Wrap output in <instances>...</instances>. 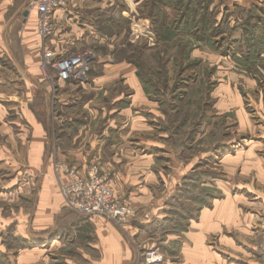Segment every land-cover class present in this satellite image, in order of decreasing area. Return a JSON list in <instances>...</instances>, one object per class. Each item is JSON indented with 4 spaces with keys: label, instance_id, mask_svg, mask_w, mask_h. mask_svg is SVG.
I'll use <instances>...</instances> for the list:
<instances>
[{
    "label": "rangeland",
    "instance_id": "374dc122",
    "mask_svg": "<svg viewBox=\"0 0 264 264\" xmlns=\"http://www.w3.org/2000/svg\"><path fill=\"white\" fill-rule=\"evenodd\" d=\"M126 3L130 8L123 0L116 1L118 9L124 8L128 14L124 23L103 27L112 41L79 49L88 50L93 57L87 81L97 71L91 67L98 68L100 63L124 64L133 71L148 102L147 106L135 109L138 114L131 111L130 117L141 120L140 125L133 124L134 130L128 127L120 133H74L65 125L61 129L68 133H61L58 127L61 117L68 113L83 121L88 119L87 112L81 105L61 111L58 101L62 82L54 78L45 80L41 75L45 52L42 43L39 67L31 70L20 55L18 38L22 25L18 20L12 27L10 54L0 49V264H9L7 253H11L16 264L22 250L38 248V241L27 242L19 233L24 227L27 232L35 230L37 237L39 227L47 225H42L43 221L38 223L35 214L46 177L53 178L62 207L52 228L45 232L58 236L59 246L51 250L46 245L43 258L47 264H64L68 258L83 264L86 251L94 262L100 255L85 249L84 242H91L92 238L88 241L86 234L81 237L73 234L75 227L88 228L91 223L78 220L80 217L64 207L61 196V184L69 182L70 170L96 167L106 178L108 187L131 214L120 225L105 221L121 231L135 250L136 240L125 233L128 225L148 226L157 206L170 210L168 217L161 220L163 230L184 227L200 207L218 196L212 183L224 178L216 166L222 153L228 150L232 155L249 140L254 141L259 133L264 134V0H190V3L127 0ZM191 7L196 8L197 23L206 19L204 40L202 25L196 22L187 24V29L176 30L187 18L183 17L184 12L188 14ZM11 12L15 11L8 10L0 20V36L3 32L4 38L9 36ZM215 29L218 33L212 36ZM244 30L252 40L244 38ZM78 93L85 101L92 96L90 90ZM131 93L127 86L109 87L107 96L98 95L91 104L105 110L127 109ZM117 94H123L122 100L111 104ZM119 119L126 121L129 114ZM87 141L94 143L93 149ZM97 141L103 147L100 159L96 157ZM259 142L263 147L264 139ZM132 151L145 158L150 154L153 166L143 178L123 182L124 170L115 167L118 160L113 161L112 157L123 152L126 158L120 161L128 165L134 162ZM112 166L109 171L103 168ZM114 173L121 181L117 189L110 184ZM263 224L264 219L258 224V233ZM80 247L85 250L82 256L74 253ZM151 249L164 258L162 249L141 248L135 251L132 264Z\"/></svg>",
    "mask_w": 264,
    "mask_h": 264
},
{
    "label": "crops",
    "instance_id": "0c3cea01",
    "mask_svg": "<svg viewBox=\"0 0 264 264\" xmlns=\"http://www.w3.org/2000/svg\"><path fill=\"white\" fill-rule=\"evenodd\" d=\"M29 1L0 0V20L8 10L15 11L10 13L9 36L4 38L2 37L3 32H1L0 49L8 53L9 47L13 43L11 40L12 27L19 20L18 23L22 25L18 38L20 55L27 67L34 70L35 67H39L42 52L40 51V40L36 34V12L26 10ZM116 1L68 0L65 7L56 12L55 21L58 25V31L56 36L48 42L47 50L61 54L72 52L81 47L99 46L109 42L112 38H110L109 33L104 32L106 28L103 29V27L105 25L119 26V24L124 23L126 15L128 16L124 8L118 9ZM123 1L127 8H130V5L126 3L127 0ZM112 35L116 34L113 33ZM10 52L12 55L14 54L12 50ZM97 66L99 70L95 66L91 67L92 70L97 71L96 74L92 72L89 81L85 80L82 83L62 82L59 84L58 105L61 111H67L72 106L81 105V109L87 112L88 118L82 121L78 117L66 113L65 116L61 117L58 124L60 132L65 125L75 130L74 133H120L121 131L125 132L128 127H132L134 130L133 124L140 125V118L133 117V115L130 117V113L133 111V114H138L135 109L147 106L148 102L133 71L124 64L105 65L100 63ZM118 80H121V83ZM119 85L123 88L127 86L132 90L131 102L127 109L115 111L112 108V110H105L103 107L91 104L98 95L101 98L107 96L109 87L114 89ZM89 90L92 92V96L85 101L80 96L81 92L78 93V91ZM122 98L123 94H117L111 104L115 105ZM128 114L129 119L126 121L119 119V117ZM64 132L68 133L64 130L61 133ZM259 134L254 138V141L249 140L245 147L236 149L232 155L228 150L222 153L216 166L218 167L217 172L222 173L224 178L214 179L212 183V187L218 192V196L212 198L207 206L200 207L195 216L186 221L184 227L171 226L170 229L163 230L164 226L161 224V220L168 217L170 210L166 206V208L159 207V209L156 206L154 215L151 217L152 221L148 222V226H137V224L127 226L128 231L125 233H130L138 245L133 250L124 234L104 219L77 218L78 220L83 219V222L89 221L91 224L88 228L75 227L73 234H79V237L86 234L88 241L92 238L91 242L84 241L85 249L90 252L96 251L100 256L93 262V259L87 256L86 251L81 247L75 249L74 253L82 256V250L85 251L84 256H82L83 264H132L137 249L157 247L165 253L164 261L161 264H258L256 254L258 224L264 219V156L261 155L264 153V146L262 147L261 142H259L262 138L264 139V134ZM256 135L257 133H255ZM87 142L93 149L94 145L92 144L94 143ZM95 144L96 157L100 159L103 147L98 141ZM122 148L129 151L127 147ZM134 154L132 151L134 162L128 163V165L120 161L122 157L126 156L125 153L122 152L121 155H118L116 152L113 154L112 160H118L115 162V167H121L124 170L121 177L123 182L128 180L132 183L135 178H143L153 166V157L150 154L146 158ZM138 160H140V164H138ZM103 168L107 171L109 168L113 170V166L112 168ZM85 171V168L78 170L81 174ZM112 176L110 184L117 189L121 181H119L117 173L112 174ZM56 190L52 177H46L42 181L41 197L35 214L38 223L43 221L42 225L45 223L47 225L39 227L41 228L40 235L37 237L34 236L35 230L27 232L24 227H21L19 235L27 242L35 243L38 241L39 246H37L38 248L22 250L17 256L16 264H47L43 258L45 246L48 245L51 250L59 246L58 240L60 238L58 236L45 233L52 228L55 216L62 207L61 199ZM161 233H165V236H159ZM36 249L37 251H35ZM7 254H9L6 256L7 263L14 264L11 253ZM19 258H21V262L18 261ZM68 259L70 260L63 261L64 264H80L74 259Z\"/></svg>",
    "mask_w": 264,
    "mask_h": 264
},
{
    "label": "built area",
    "instance_id": "2783aa9c",
    "mask_svg": "<svg viewBox=\"0 0 264 264\" xmlns=\"http://www.w3.org/2000/svg\"><path fill=\"white\" fill-rule=\"evenodd\" d=\"M68 0H31L28 9L36 12V34L45 50L40 66L45 80L82 83L86 80L93 57L88 50L75 49L72 52L55 54L47 50V44L57 34L56 12L63 9ZM69 182L61 184L64 207L76 216L91 220L101 218L116 224L125 222L131 212L120 203L108 187L106 178L96 167L87 169L83 174L76 170L68 173ZM256 251L259 264H264V224L259 232ZM163 255L154 249L141 254L136 264H161Z\"/></svg>",
    "mask_w": 264,
    "mask_h": 264
},
{
    "label": "trees",
    "instance_id": "16d2710c",
    "mask_svg": "<svg viewBox=\"0 0 264 264\" xmlns=\"http://www.w3.org/2000/svg\"><path fill=\"white\" fill-rule=\"evenodd\" d=\"M188 2L190 3V0H188ZM187 9H188V6H187L186 10ZM185 15H187V18H185ZM183 17L185 18V20L183 21V23H181L182 25L180 24V28L179 29L176 28V30H178V31H180L181 28H182V30L187 29V27H186L187 24H189L188 26H190V24H193V25L195 24V22H196V8H192L191 7V9L188 10V14H187V12H184V16ZM162 23H164V20H162ZM206 24H207L206 19L202 20V22H198L197 23L198 26L202 25V30H201V28H200V30L203 32L202 35H204V36H202L203 40L206 39V33H207ZM167 29H168V32L170 33V27L169 26L165 29V33H167ZM252 29H254V28H252ZM215 30H213L212 36H214L215 34L218 33L217 30L216 31ZM205 31H206V33H205ZM247 33L248 32L246 30H244V38L246 37L247 41L252 40L253 37L252 38L249 37V39L247 38Z\"/></svg>",
    "mask_w": 264,
    "mask_h": 264
}]
</instances>
